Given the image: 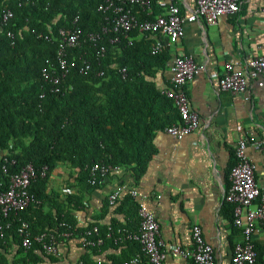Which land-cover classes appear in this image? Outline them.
Listing matches in <instances>:
<instances>
[{
  "label": "trees",
  "instance_id": "obj_1",
  "mask_svg": "<svg viewBox=\"0 0 264 264\" xmlns=\"http://www.w3.org/2000/svg\"><path fill=\"white\" fill-rule=\"evenodd\" d=\"M102 2L0 0V193L26 164L36 170L48 167L45 176L37 173L28 186L35 201L17 214H0V242L18 245L20 264H39L43 256L54 264L56 256L45 254L35 237L43 235L57 246L64 232L71 233L69 238L102 239L100 246L87 247L91 254L108 247L115 250L108 261L99 262L86 253L83 264H122L140 252L136 241H114L118 228L135 231L138 226V203L132 196L126 195L116 207L125 214V222L113 219L108 225L91 222L79 227L71 213L84 206L86 192L99 185L88 182L94 163L122 167L136 183L155 155V134L181 120L172 99L151 80L155 70L166 67L169 52L152 53L155 34L115 32L113 12L98 9ZM158 2L150 0L146 9L136 5L133 13L140 20L153 19L164 13ZM7 11L12 15L4 19ZM74 28L80 29L83 42L60 52V31ZM61 58L75 62L66 75L60 69ZM44 73L61 76L57 92L50 91L54 85ZM235 163L233 150L228 174ZM59 164L76 172V188L63 199L47 190L50 173ZM226 203L232 221L233 207ZM21 222L28 224V249L22 246ZM93 227L97 232L87 236ZM141 264H147L144 256Z\"/></svg>",
  "mask_w": 264,
  "mask_h": 264
},
{
  "label": "crops",
  "instance_id": "obj_2",
  "mask_svg": "<svg viewBox=\"0 0 264 264\" xmlns=\"http://www.w3.org/2000/svg\"><path fill=\"white\" fill-rule=\"evenodd\" d=\"M174 2L182 13L190 12L195 5V0ZM262 6L264 0H241L238 13L221 16L213 25L186 23L183 37L174 44H168L161 35L152 36L170 54L166 67L155 70L151 77L160 91L169 85V66L175 56L190 55L201 67L185 85L190 107L199 116V127L181 139L157 132L153 140L155 155L136 183L129 171L112 167L102 183L86 192L84 206L71 210L77 226L91 222L108 225L113 219L125 222V214L116 212V207L135 190L136 202L143 201L158 220L159 237L167 250L171 246L191 250L190 231L193 225H199L214 250L215 264H231L233 247L241 242L242 234L234 226L233 216L231 221L227 215V169L237 142L246 139V155L254 164L256 181L264 192V74L250 79L245 93L239 96L221 90L218 78L226 62H244L264 53ZM75 176V170L59 164L50 173L47 190L63 199L68 190H75ZM115 190L120 193L112 205L108 196ZM48 208L55 212L50 205ZM254 226L251 241L259 256L255 264H264V226L259 221ZM56 247L59 256L54 264H74L86 253L94 262L108 261L115 251L108 247L91 254L79 236L64 237ZM20 251L11 240L0 242V264H20ZM39 264L52 263L43 256ZM163 264L193 261L189 256L168 253Z\"/></svg>",
  "mask_w": 264,
  "mask_h": 264
},
{
  "label": "built area",
  "instance_id": "obj_3",
  "mask_svg": "<svg viewBox=\"0 0 264 264\" xmlns=\"http://www.w3.org/2000/svg\"><path fill=\"white\" fill-rule=\"evenodd\" d=\"M158 3L164 13L153 19L144 20H140L133 13V8L139 5L146 9L150 5V0H103L98 9L103 12L109 10L113 12L112 27L115 32L126 34L132 30H137L140 33L161 35L167 40L168 44H174L183 37L186 23L202 21L207 25H213L221 16L238 13L241 7V0H195V5L191 11L182 13L174 0H159ZM260 11L264 13V6L260 8ZM11 15V12L7 11L4 19ZM60 33V52L66 46L74 47L83 42L81 31L78 28L60 31ZM95 38V35H90L91 40H95ZM160 49V44L155 43L152 53H156ZM74 63V61L68 62L66 59L61 58L60 69L63 70L62 74L66 75L69 67H72ZM84 63H86L85 60ZM85 68H88V65ZM169 70L170 84L163 90V93L172 99L179 111L181 120L178 124L166 127L164 131L171 137L181 139L199 127V116L190 107L185 85L201 70V67L194 62L190 55H177L171 60ZM121 71L125 73V68H122ZM81 72H83V69ZM262 74H264V53L245 59L244 62H226L223 72L218 78V86L223 91L239 96L245 93L250 79L257 78ZM44 78L54 85L51 87V92L59 90L58 84L61 81V76H49L44 73ZM246 148L247 140L241 138L235 146L236 163L230 170L229 186L224 193L225 201L234 205L233 224L242 230V240L232 250L231 264H255L257 252L251 241L255 227L254 222L259 221L264 226V192L256 181L254 164L246 155ZM110 169H112L111 166L94 163L89 170L88 182L91 185L102 183ZM47 170L46 165L36 170L33 165L26 164L18 172L12 174L8 189L0 193V214L3 217H7L10 213L17 214L35 201L33 196L27 192L28 186L37 173L45 176ZM119 193V190H115L108 196L110 204L114 205L116 203ZM137 194L135 190L131 192L133 198ZM137 203L139 219L137 230L131 231L118 228L114 241H136L140 246V252L122 264H141V256L147 259V264H163L168 253H177L184 257L189 256L192 258L193 264H215L214 250L204 239L199 225H193L190 231L191 250H183L180 246H171L167 250L159 237V222L154 213L143 201ZM27 228L28 224L21 222L19 233L23 236L22 246L25 249H28L32 244ZM96 232L97 228L93 227L92 231L87 233V236ZM63 235L67 237L71 233L64 232ZM107 236H110V233H107ZM81 239L85 247L100 246L103 242L100 238L91 240L82 236ZM35 240L42 244V249L47 254L59 256L54 240L48 241L43 238V235L35 237ZM74 264H83V262L77 261Z\"/></svg>",
  "mask_w": 264,
  "mask_h": 264
}]
</instances>
